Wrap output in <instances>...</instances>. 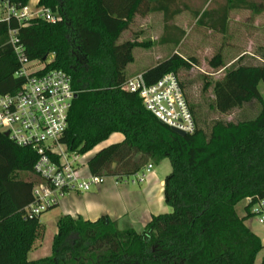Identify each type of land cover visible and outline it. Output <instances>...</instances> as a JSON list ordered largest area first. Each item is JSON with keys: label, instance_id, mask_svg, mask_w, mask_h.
<instances>
[{"label": "trees", "instance_id": "1", "mask_svg": "<svg viewBox=\"0 0 264 264\" xmlns=\"http://www.w3.org/2000/svg\"><path fill=\"white\" fill-rule=\"evenodd\" d=\"M27 2L0 0V6L20 9ZM173 4L175 0H38L37 8L49 9L54 22L0 16V94L15 92L22 82L15 76L19 65L9 42L8 31L14 29L29 61L70 76L76 97L60 137L69 151L83 155L111 134L123 135L88 158L90 174L120 181L148 163L167 159L170 164L162 191L170 210L151 216L141 231L119 229L105 215L95 221L62 215L50 255L30 260L28 253L42 237L41 214L30 216L24 210L33 200L36 153L0 131V264H264V256L256 262L264 244L245 225L250 207L264 202V102L257 89L264 83V61L243 64L240 56L226 69L220 52L208 61L224 70L210 83L209 110L226 114L255 100L260 110L248 120L207 121L187 99L179 79L195 122L194 132L183 136L148 112L137 93L122 89L133 51L143 44L118 42L121 33L135 16L161 12L166 21ZM197 22H204V15ZM186 33L165 32L158 41L179 48ZM195 63L191 56L172 52L141 74L152 84ZM243 200L245 213L239 216L235 206Z\"/></svg>", "mask_w": 264, "mask_h": 264}, {"label": "built area", "instance_id": "2", "mask_svg": "<svg viewBox=\"0 0 264 264\" xmlns=\"http://www.w3.org/2000/svg\"><path fill=\"white\" fill-rule=\"evenodd\" d=\"M6 11L4 18L12 15L18 22L33 17L48 22L56 20L47 8L31 11L27 6L20 9L11 6ZM8 34L19 65L15 76L22 82L15 92L0 94V131L7 132V137L17 146L29 147L36 153L32 167L36 179L31 191L33 200L24 210L30 216H38L57 206L66 192L88 191L102 184L106 176L90 174L83 161L85 154L71 152L60 142L75 94L70 76L59 69L46 71L40 62L31 70L28 65L33 61L24 55L16 30L11 29ZM122 89L137 93L144 108L168 127L185 134L194 132L195 122L176 74L167 73L147 84L142 74L137 73L124 82ZM151 169L152 164H146L142 171L129 177L131 182H143ZM250 212L258 215V221L264 224L263 200L253 204Z\"/></svg>", "mask_w": 264, "mask_h": 264}, {"label": "crops", "instance_id": "3", "mask_svg": "<svg viewBox=\"0 0 264 264\" xmlns=\"http://www.w3.org/2000/svg\"><path fill=\"white\" fill-rule=\"evenodd\" d=\"M34 1L33 9L28 6L29 0L27 2L31 11L37 8L38 0ZM6 12L5 5L0 6L3 17ZM154 14L160 18L161 35L165 32L178 33L193 29L200 33L214 34L218 42L217 48H241L244 40H248V44L253 43L250 34L264 32V0H175L166 14V21L161 12L142 17ZM201 15H204V22L199 24L197 20ZM222 42L226 44L222 45ZM122 139L121 133H113L96 147L99 149L100 145L106 146ZM169 171L170 164L164 159L156 165L152 164V169L141 183H129L128 179L117 181L106 176L102 184L92 186L88 191L66 192L54 208L59 210L60 215L80 217L88 221H95L105 215L119 229L133 228L141 231L151 216L168 212L162 191L163 179Z\"/></svg>", "mask_w": 264, "mask_h": 264}, {"label": "rangeland", "instance_id": "4", "mask_svg": "<svg viewBox=\"0 0 264 264\" xmlns=\"http://www.w3.org/2000/svg\"><path fill=\"white\" fill-rule=\"evenodd\" d=\"M34 3V0H29L28 6L30 9L34 8ZM0 16L3 17L2 13H0ZM159 25L160 18L158 15L154 14L147 18L136 16L129 28L121 33L118 42L130 39L143 44V46H138L133 51L134 60L127 66L126 70L128 78L155 65L172 52H176L185 58L191 56L196 61L195 65L187 71H179L178 76L183 82L187 99L194 105L196 111L207 115V121L218 118L224 121L237 122L252 119L258 114L261 104L255 100L249 101L226 114H217L209 110V104L212 100L210 83L221 77L224 70L210 67L208 61L214 54L220 52L226 69L240 56H242L240 63L261 64L264 61V32L255 33V35L250 34V39L253 40V43L248 44V40H244L245 42H243V47L241 48L222 47L219 49L216 47L218 42L213 35L187 29L181 46L174 48L172 45H164L158 41L161 35ZM38 65V62L33 61L28 67L34 70ZM257 89L264 102V83L259 82ZM102 146L104 145L99 147ZM96 150H98L97 147L86 153L83 161H87ZM23 177L27 178L26 176ZM131 180L132 178H129L128 182L130 183ZM246 204L247 200H243L235 206L239 216H244ZM169 210L168 207L167 211ZM59 215V210L56 208H51L40 215L39 222L42 237L35 241V247L28 254V259L35 260L50 255L52 237L56 233V222L62 216ZM245 225L264 244V224L258 221V215H252L246 219ZM263 256L264 248L257 254L256 262H259Z\"/></svg>", "mask_w": 264, "mask_h": 264}, {"label": "water", "instance_id": "5", "mask_svg": "<svg viewBox=\"0 0 264 264\" xmlns=\"http://www.w3.org/2000/svg\"><path fill=\"white\" fill-rule=\"evenodd\" d=\"M76 97V94H74V96H73V98H75ZM171 129V131H173L174 133H176V134H178V135H185V132H183V131H180V130H178V129H175V128H170ZM5 137H7V135H8V133L7 132H3L2 133Z\"/></svg>", "mask_w": 264, "mask_h": 264}]
</instances>
